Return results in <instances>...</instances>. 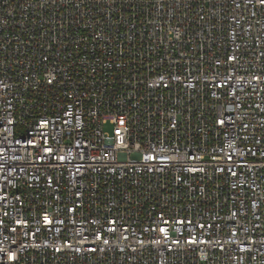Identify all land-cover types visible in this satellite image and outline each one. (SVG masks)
I'll return each mask as SVG.
<instances>
[{
  "label": "built area",
  "instance_id": "obj_1",
  "mask_svg": "<svg viewBox=\"0 0 264 264\" xmlns=\"http://www.w3.org/2000/svg\"><path fill=\"white\" fill-rule=\"evenodd\" d=\"M0 264H264V2L0 0Z\"/></svg>",
  "mask_w": 264,
  "mask_h": 264
},
{
  "label": "rangeland",
  "instance_id": "obj_2",
  "mask_svg": "<svg viewBox=\"0 0 264 264\" xmlns=\"http://www.w3.org/2000/svg\"><path fill=\"white\" fill-rule=\"evenodd\" d=\"M105 130H106L107 132H111V131H112V127H111V125L107 124L106 127H105Z\"/></svg>",
  "mask_w": 264,
  "mask_h": 264
},
{
  "label": "snow or ice",
  "instance_id": "obj_3",
  "mask_svg": "<svg viewBox=\"0 0 264 264\" xmlns=\"http://www.w3.org/2000/svg\"><path fill=\"white\" fill-rule=\"evenodd\" d=\"M261 2H264V0H261Z\"/></svg>",
  "mask_w": 264,
  "mask_h": 264
}]
</instances>
